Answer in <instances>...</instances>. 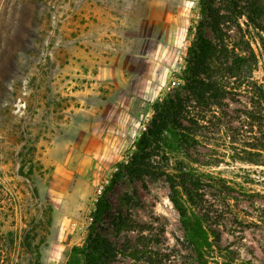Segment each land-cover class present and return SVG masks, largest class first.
Returning a JSON list of instances; mask_svg holds the SVG:
<instances>
[{"label":"rangeland","instance_id":"obj_1","mask_svg":"<svg viewBox=\"0 0 264 264\" xmlns=\"http://www.w3.org/2000/svg\"><path fill=\"white\" fill-rule=\"evenodd\" d=\"M199 12L200 0H0V264H66L109 186L101 233L136 239L116 228L130 212L151 226L152 264H201L166 177L123 173L111 185L155 103L180 83ZM252 44L264 83V44ZM218 145L217 164H193L199 211L224 255L209 264H264V153L255 164Z\"/></svg>","mask_w":264,"mask_h":264},{"label":"trees","instance_id":"obj_2","mask_svg":"<svg viewBox=\"0 0 264 264\" xmlns=\"http://www.w3.org/2000/svg\"><path fill=\"white\" fill-rule=\"evenodd\" d=\"M198 16L180 83L155 103L151 126L141 136L138 150L118 165L111 185L123 173L166 177L185 241L201 264H209L208 256L224 255L199 211L200 181L193 164H217L216 155L221 153L215 147L222 139L235 151L234 159L258 164L255 156H263L264 83L255 76L259 59L252 40L258 37L264 44V0H200ZM205 155L209 160L204 161ZM110 187L96 202L84 243L71 249L66 264H123L122 258L152 264V239L144 235L151 226L135 221L130 212L118 214L116 228L137 231L136 239L127 235L124 240L112 239L99 231L111 208ZM36 253L39 256V249ZM223 260L214 263L236 264Z\"/></svg>","mask_w":264,"mask_h":264},{"label":"bare ground","instance_id":"obj_3","mask_svg":"<svg viewBox=\"0 0 264 264\" xmlns=\"http://www.w3.org/2000/svg\"><path fill=\"white\" fill-rule=\"evenodd\" d=\"M21 108H22V104H21L20 102H18V103H17V109H16V112H18L19 114H21V113H22V111H21L22 109H21Z\"/></svg>","mask_w":264,"mask_h":264}]
</instances>
